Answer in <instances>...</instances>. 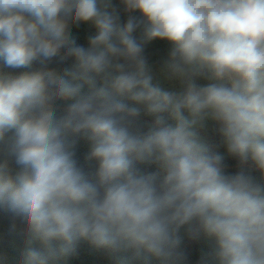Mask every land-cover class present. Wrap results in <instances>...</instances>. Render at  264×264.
<instances>
[{
    "label": "clouds",
    "instance_id": "clouds-1",
    "mask_svg": "<svg viewBox=\"0 0 264 264\" xmlns=\"http://www.w3.org/2000/svg\"><path fill=\"white\" fill-rule=\"evenodd\" d=\"M122 3L146 22L121 24L111 0H0L5 66L74 59L64 76L0 74V209L26 223L25 264L67 257L81 240L177 264L182 228L214 240L216 264H264V0ZM69 21L94 24L88 47L70 37ZM156 38L172 44L158 74L178 89L154 79L144 51ZM54 97L74 102L57 116ZM121 98L154 117L147 131ZM210 123L259 181L243 167L226 173ZM80 134L98 161L94 178L74 158L70 136ZM153 162L160 171L138 167Z\"/></svg>",
    "mask_w": 264,
    "mask_h": 264
},
{
    "label": "trees",
    "instance_id": "trees-1",
    "mask_svg": "<svg viewBox=\"0 0 264 264\" xmlns=\"http://www.w3.org/2000/svg\"><path fill=\"white\" fill-rule=\"evenodd\" d=\"M112 6L115 8L120 17L121 24L127 21L129 15L136 17L139 20H144L142 13L139 10L133 12L125 11L122 0H111ZM70 37L75 40L77 45L88 47L89 37L95 35L96 28L92 22H74L69 21ZM142 29H138L135 35L139 37ZM172 44L166 39H153L145 45L144 55L148 63L153 66L154 79H159L161 85L168 90L173 87L179 88V84L175 85L165 81L158 74V68L161 63L167 59L168 53ZM65 50H61L63 54ZM74 59L69 57L67 60L61 61L59 57L53 58L46 64L41 65L38 61L30 68H11L7 67L0 61V74L18 76L25 72H33L37 70L52 71L57 76H64L65 69H70ZM68 79V77H65ZM200 84H206L207 81L201 79L198 81ZM100 86V81L97 82V87ZM56 90L55 85H49V92L53 93ZM90 91L87 85L82 89L83 94ZM129 106L137 107L140 109V114L136 118L138 124L144 131H147L148 126L154 122V117L146 112L145 106L135 104V102L127 98H121ZM74 102L73 100H65L53 98V106L56 109V115L63 114L67 105ZM166 122L174 126L175 121L172 120L168 114H164ZM211 123L209 124V141L212 146V151L223 157V165L228 174H234L243 167L258 181L261 179V172L256 168L251 159L241 165L238 157L228 153L226 145L223 144L218 133L213 132ZM70 139H75L73 151L74 158L77 165L81 167L90 178H94V174L98 168V161L88 159L91 151V141L80 134ZM10 166L13 173L18 170L14 158L10 160ZM138 167L144 173H152L160 171L159 165L155 162L139 164ZM26 223L22 218L15 217L11 213L0 209V264H25L24 253L28 247L26 236L24 235ZM181 244L179 250L183 253V258L177 264H216L213 256L211 255L214 249L215 242L213 239L208 238L203 233L199 235L190 234L186 228L180 231ZM32 247H41L39 244H34ZM49 264H165L160 258H157L149 253L141 252L137 255L135 249H121L113 251L110 249L97 248L87 240H81L75 251L67 257H61L52 260Z\"/></svg>",
    "mask_w": 264,
    "mask_h": 264
}]
</instances>
